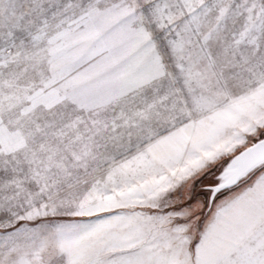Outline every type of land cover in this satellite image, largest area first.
<instances>
[{"label": "snow or ice", "instance_id": "6c2138e0", "mask_svg": "<svg viewBox=\"0 0 264 264\" xmlns=\"http://www.w3.org/2000/svg\"><path fill=\"white\" fill-rule=\"evenodd\" d=\"M0 264H264V0H0Z\"/></svg>", "mask_w": 264, "mask_h": 264}]
</instances>
